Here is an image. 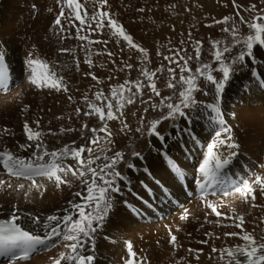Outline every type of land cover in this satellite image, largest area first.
I'll return each mask as SVG.
<instances>
[{
  "label": "bare ground",
  "instance_id": "obj_1",
  "mask_svg": "<svg viewBox=\"0 0 264 264\" xmlns=\"http://www.w3.org/2000/svg\"><path fill=\"white\" fill-rule=\"evenodd\" d=\"M236 1L245 3L247 0ZM178 2L180 4V0H108L104 10L117 19L136 42L149 45L141 35L142 32H161L167 29V25L178 32L180 15L170 8ZM224 5H227V1ZM86 6L91 10V5ZM61 7L62 0H0V47L6 49V60L13 70V80L9 87L0 91V150L11 151L26 159L34 158L32 154L38 150L34 145L26 149L19 147L20 144L32 143L27 141L23 130L24 122L28 121L30 126L43 135H62V143H66L60 145L59 149L65 146L93 147L96 149L95 155L101 156L97 164L103 162L104 155L111 157L116 152L123 153L124 159L116 169L128 179L116 180L121 191L112 194L114 207L103 226L98 227L94 234V250L88 243L84 246L86 254L94 255V264H124L128 257V241L132 242L133 250L138 257L143 258L144 264H224L219 259V253L212 252V247L220 249L243 243L239 237L225 235L241 230L233 225L232 220L224 217L243 214L244 230L254 232L257 238L264 230V195L260 194L259 187L256 188V207L242 200L238 194H231L233 182L239 183L244 179L252 181L257 175L264 177V86H261L264 84V50L261 46H254L255 60L246 56L244 68L232 75L223 93L221 109L226 124L231 129L227 135L232 136V142L238 144L239 148L235 150L238 154L231 165L222 173L224 184L215 186V195L207 197L222 205L218 210L224 216L217 218L200 198V188L196 183L200 178L198 168L205 158L206 145L214 138L215 130H218L211 120L214 113L206 107L213 102L214 92L209 95L207 103L192 109L189 116H177L178 126L173 125L165 131L163 143L155 135H149V131L145 129V119L150 124L154 117L136 113L135 104L129 107L126 104L124 115L120 118L123 123L116 119L107 124L112 141L107 143L103 139L105 132L91 133L92 125L89 126V122L93 121H89L88 116L84 115L91 111L85 96L96 104L97 91L102 90L106 96L107 90V94L112 96V88L119 83L108 86L111 71L113 75L119 73L116 76L125 71L121 69H125L127 58L135 49H130L121 38L117 42V37L112 36L107 29L93 33H98L107 41L106 45L112 56H107L104 51L81 49L80 40L75 38V28L67 20L62 18L65 28L63 33L55 24ZM65 12L67 14V9ZM208 12L212 14L211 11ZM188 19L187 26L194 22V17ZM175 20L177 21L174 22ZM84 33L89 34V31ZM157 36L155 33L151 38L153 44L150 46L153 49L145 48L152 50L148 52V56L154 51L162 53L168 47H164L162 39ZM172 40L170 38L169 42ZM59 43L62 47L73 50L70 52L72 59L69 63L62 55H57L58 49L62 48ZM159 47L162 49L158 50ZM237 50L236 48L234 51ZM89 52L95 53L94 57L91 56V67L84 62ZM116 54L118 57H114ZM29 55L46 59L57 73L61 69L69 92L65 95L64 92L32 86L27 81L29 72L25 66ZM139 57L140 53L137 51L133 56L134 68H143L148 62ZM105 65H110L111 71H105ZM93 67L97 69V80L87 75ZM65 109H70L71 113ZM76 109H80L79 114ZM124 123L128 128L121 131ZM5 128L7 133L3 131ZM137 128L142 130L137 132ZM186 128L191 129L196 137L195 142L192 136L181 132V129ZM94 135L101 137L99 145L90 143ZM78 138L80 141L77 142ZM146 139L149 141V148L140 153L141 159L132 152L141 142L145 143ZM100 146L104 147L103 152ZM165 151L184 170V184L169 170L163 156ZM219 151L226 156L232 149L223 146ZM83 155L86 156L87 153ZM48 159L50 157L46 158ZM61 163L64 166H75L71 157ZM129 164L135 167L129 168ZM144 168L149 170L150 175L143 171ZM35 179L41 185L40 188L33 187L31 181L23 177L11 176L0 164V181H4L0 185V219L9 218L15 212L21 217L18 222L23 227L43 235L47 231L42 227L46 218L54 214H65L64 210L70 207L69 201L82 203L86 192L78 182H74L72 187L62 184L58 188L47 178ZM20 184L24 187H18ZM194 186L196 187L193 188ZM223 188H227L230 195L224 196ZM77 191L83 195L77 197ZM232 209H235V213ZM158 214H161V218ZM185 216L187 218H183ZM27 217L39 218L40 224H31L25 219ZM217 219L220 224L216 223ZM171 235L177 237L176 246L169 242ZM54 241L55 247L38 250L28 260L19 261V264H52V259L58 257L60 251H65L59 238H54ZM189 249L202 250L199 252V259H196L197 253L189 252ZM0 264L17 262L6 260Z\"/></svg>",
  "mask_w": 264,
  "mask_h": 264
},
{
  "label": "snow or ice",
  "instance_id": "obj_2",
  "mask_svg": "<svg viewBox=\"0 0 264 264\" xmlns=\"http://www.w3.org/2000/svg\"><path fill=\"white\" fill-rule=\"evenodd\" d=\"M108 0H62V7L59 15L55 19V24L60 27L61 33L65 31L62 24V18L67 20L72 27L75 28V38L86 41L84 45L87 48L89 45L96 43H107V41H93L89 35L84 34L85 31L98 32L107 29L112 36L117 37L127 43L130 49L138 50L140 53V59L142 61L148 59V51L134 43L130 34H127L124 27L120 22L115 19L110 13L104 10ZM233 6L239 9L241 6L236 4V0H232ZM86 5H91V10ZM67 9V14L65 12ZM254 13L250 20L240 15L239 10L236 12V17L239 18L241 24H245L250 30L246 36H240L239 27L236 25L232 16H225L221 20L215 21L216 24H228L232 21L231 28H224L226 32H230L233 37V46L242 45V50L239 56L236 58L239 61H244L245 57H250L255 60L254 46H261L264 50V11H258L255 4L250 5L244 9ZM139 11H144L139 9ZM78 22V23H77ZM211 27V25H209ZM219 41H213V48L215 49L213 55L215 61L219 64V68L215 71H219L222 74L221 79H217L213 74V66L209 64H203L195 70V74L188 67L189 61L192 57H179V60L183 61L180 64L174 57L165 56L164 59L170 63H176L180 69L179 80L182 90L179 93V102L171 103L170 97H164L160 100L159 104H152L151 107L156 109L158 107H166L168 109L167 115L163 116L160 120H153L150 122L149 135H155L162 143L165 137L156 131L157 126L169 118L185 117L186 113L183 109L193 107L197 103L194 99V92L200 91L197 83V76L203 77L212 85H214V98L213 102L206 105L208 109L214 113L211 117L212 122L217 126L218 130L214 132V138L206 145L205 158L200 163L198 171L200 178L196 180L201 192V199L204 200L206 207L211 210L217 218L224 216V214L218 209L222 206L208 200L209 190H212L217 185H223L224 179H222V173L227 169L233 159L237 156L236 149L239 145L232 142L231 135H227L231 132V129L227 126L224 114L221 109V102L223 93L226 86L231 79L232 68L231 65L225 62L224 54L231 51L229 47H219ZM201 42L197 41L195 46V57L197 60L200 58ZM62 52H71L72 49L63 48ZM109 56L112 53H108ZM178 55V54H177ZM6 49L0 47V86H7L9 79L7 65L5 63ZM84 62L91 67L92 59L91 52H89ZM25 66L29 72L27 81L38 89H49L55 91H68L67 84L64 82V77L58 75L55 68L50 63L41 57L29 55L25 60ZM125 68L131 69V64H125ZM123 70V69H121ZM161 71V69L156 70ZM172 74V80H175V70L173 68L168 69ZM185 72L188 75H185ZM92 79L97 80L94 73H87ZM141 75L147 80V87L155 96H160V92L157 89L156 83L153 77L155 72H150L147 68L141 69ZM127 86V87H126ZM133 86L135 91H133ZM175 84L170 80L168 82L169 88H175ZM261 86H264L262 84ZM145 85L138 78L135 81H125L124 84H117L112 88V97H117L118 94H123L124 91L129 93L127 103H134V97L139 93L142 94L141 89ZM207 95V93H205ZM97 101L107 100L106 111L103 106H97L93 101H89L85 96V101L88 103L91 111L85 112L84 115H97L99 120L104 122L103 127L94 128L91 131L95 134L97 132H105L106 136L103 138L107 143H111V132L108 129L107 121H113L120 119L124 113L121 109L124 107L119 101L114 105L108 97L104 96L103 91H97L95 93ZM71 99V97H69ZM115 107V111H114ZM145 111H148L146 108ZM79 114L80 109H76ZM191 122L190 120L188 121ZM121 123L123 121L121 120ZM39 124V121H36ZM86 128L87 125L85 124ZM128 125L123 124V128L127 129ZM24 133L27 137V141L32 143L20 144L21 149L31 148L33 145L40 152H33L34 158H24L14 155L11 151L0 150V164L3 169L7 171L13 177H23L31 181V185L36 188H40L41 185L37 184L36 177H44L47 180L53 181L56 187H60L62 184H66L72 187L74 182H78L85 188L86 195L77 191L75 195L81 197L83 195V202L76 203L69 201V208L64 210L63 215H50L46 218V221L42 225L44 229H47L43 235L37 234L34 231L26 230L18 221L21 217L13 212L9 218L0 219V257L5 258L7 261H16L19 264L21 260H28V258L36 253L38 250L47 249L49 246L55 247L54 238H59L62 242V247L65 251H60L58 257L52 259V264H94V255L86 254L84 250L85 243L95 248L94 234L97 232L98 227H102L104 221L108 218L110 211L114 207V201L112 194L121 191L119 185L116 183L117 178L120 180H127L126 176H123L117 171L116 166L124 159L123 153L116 152L113 156H103V162L97 164V161L101 160V156L95 155L96 149L93 147L79 148L68 147L60 149L59 151L48 152L42 143L43 133L39 130H35L30 126L28 121L23 125ZM142 129L137 128L136 131L140 132ZM7 133V129L3 130ZM72 131V129H67ZM184 132L192 136L193 142L196 137L193 135L190 128L181 129ZM101 140L100 136L94 135L90 143L93 145H99ZM226 146L232 149L226 156L220 153L219 148ZM101 152L105 149L100 146ZM87 153V155H83ZM133 155L139 157L140 153H133ZM163 156L169 170L175 175L178 180H182L185 177L184 170L167 155V152H163ZM50 159L46 160V158ZM71 157L75 161V166H64L62 160ZM95 165V167H94ZM129 168H134L132 164L128 165ZM143 171L150 175L149 170L144 168ZM4 181H0L2 185ZM143 184V182H141ZM159 183V182H157ZM259 187L260 194L264 195V177L257 175L252 181L247 179L241 180L239 183L233 182L231 194H238L239 197L245 202H250L252 207H256V188ZM11 187V185H8ZM18 187L23 188L24 185L20 184ZM146 187V186H145ZM223 195L228 196L230 192L227 188L222 189ZM215 195V192H212ZM127 203V202H125ZM87 209V211H86ZM235 213V209H232ZM75 213V215H74ZM183 218H187L186 216ZM226 219L232 220L233 225L240 229V232L225 233L227 236L239 237L243 243L235 245L233 247H226L217 249L212 247L213 253H219L220 261L224 264H264V230H262L259 238L254 232H248L244 230L245 216L243 214H237L233 216H226ZM31 224L39 225L40 220L37 217L25 218ZM264 219V218H262ZM217 224H220V220L217 219ZM173 246L177 245V237L171 235L170 241ZM201 243H208V241H201ZM126 249L128 257L125 259L124 264H144L143 258L137 256V253L133 250V244L131 241L126 242ZM202 250L189 249V252H196V259H199V252Z\"/></svg>",
  "mask_w": 264,
  "mask_h": 264
},
{
  "label": "rangeland",
  "instance_id": "obj_3",
  "mask_svg": "<svg viewBox=\"0 0 264 264\" xmlns=\"http://www.w3.org/2000/svg\"><path fill=\"white\" fill-rule=\"evenodd\" d=\"M226 1H227V5H224V3ZM236 4L240 5L241 7L239 9L235 8L233 6L232 0H180V4L178 2L176 5H174V6L172 5L170 8L175 9V12L177 11L180 15L178 17V21L180 22V23H178V25L180 26L177 29L178 32H176L175 29L170 28V26H168V25L166 26L167 29L163 30L161 32L158 30H157L158 32H153V33H151V32H142L141 33L140 32L141 35L144 38H146V43L153 44L152 43L153 39H151V38L153 37V34L156 33V34H158L157 38L162 39L161 44L163 46L164 45L168 46L164 49L165 51L162 53H160V52L156 53L155 51L152 52V54L150 56H148V58L151 57V59H149V60L147 59L148 62H146V64L143 67V68H147V70L150 72L156 73V75L153 77V80L155 81L157 89L160 92V96H155L151 92L150 88L147 87L148 82L141 75V72H140L142 68H140V67H139L140 69L138 67L134 68L133 63H132L133 62V56L138 51V50H134L132 53H130L131 55L129 54V57L127 58V61H126V64L132 65L131 69H128V68L123 69L126 72L122 71L119 76H116V74H119V73H114V75H113L111 68H110V65L109 66L105 65V71H111V77L108 80V82H109L108 86L112 83L124 84L125 81H135L139 78L141 80V82L145 85V87H143L141 89L142 94L138 93L134 97V103H131V104L127 103V98L129 96V93L127 91H124L123 94L117 95V97L114 99V97L107 94V90H106V96L105 97L109 96L108 99L109 100L112 99L111 101L114 105L117 103V101H119L120 104H123L124 108L122 109V111H124V112H125L127 106L128 107L134 106V104H135L137 106V107L136 106L134 107V110L136 111V113H142L143 116L148 115L150 117H154L153 120H160L163 116L167 115L168 109L166 107H163V106L158 107L156 109H153L151 107V105L152 104H159L160 100L164 97H170L171 98V100L166 101V103L171 102V103L175 104V103L179 102V93L182 90L181 84L177 83V81L179 80V75H180L179 67L177 66L176 63H170L169 61L165 60L164 57L165 56L174 57L175 60L179 61L180 64H183V61L179 60V57H181V56H183L185 58L192 57V59L188 63V67L192 70L193 74H195V70L198 67H200L201 65L209 64V65L213 66V69H214L213 74L216 76V78L221 79L222 74L219 71H215V69L219 68V64L214 59L213 53H214L215 49L213 48V41H219L220 42L219 47L221 49H223V47L231 48L230 52L224 54V59H225L226 63L231 65V68H232L231 77H232V75L236 74L239 71V69L241 70L245 66V62H246L245 60L239 61L236 59L239 56L240 52L242 50H244V48L242 45L233 46V37H232L231 33L223 30L224 28H231L232 27V21H230L228 24H216L215 21L221 20L225 16H232L235 20L236 25L239 27L240 36H246L249 34L250 30L247 28V26L245 24L240 23L239 18L236 17V15H235L236 12L239 10L240 15H242L245 18V20H250L252 18V16L254 15V13L244 10V9L248 8L250 5L255 4L257 6L258 11H264V0H247L245 3L242 1L238 3L236 1ZM171 11H172V9H171ZM205 11L207 12V14L204 15ZM208 11H211L212 14L209 13ZM190 17H194V22L192 24L190 23V25L187 26V20H189L188 18H190ZM176 21L177 20H175L174 22H176ZM205 23H206V25H205ZM209 25H211V27H209ZM171 29H172V31H171ZM84 34H86V33H84ZM88 35L90 36V38L93 41H105L99 36L98 33L89 32ZM170 38L171 39L173 38V40L169 42ZM163 40H165V41H163ZM133 41H134V43L138 44L140 47H142L144 49L145 48L153 49L152 45L150 46V44L149 45L143 44V42H140V41L136 42L134 38H133ZM197 41L201 42L199 60H197L195 57V46H196ZM86 43H87L86 41L84 42V41L80 40L79 44L82 47L81 49H83V50L87 49L89 51L91 50L92 52H96L97 50H98L97 52L104 51L107 54V56H108V52L112 53L110 51V49L108 48V46L106 45V43H100V44L93 43V44L89 45L87 48H85L84 44H86ZM125 44H127V43L125 42ZM59 45L61 46L60 43H59ZM63 48H65V47L58 49L57 55L58 54L60 56L62 55V58L66 62L69 63L72 59V57H71L72 53L62 52L61 49H63ZM236 48L238 50L234 51V50H236ZM160 49H162V48L159 47L158 50H160ZM147 51L151 52L152 50L151 51L147 50ZM104 52H103V54H105ZM94 54L95 53H92L91 56L94 57ZM114 57H118V54H116ZM58 66H59V68H61L60 65H58ZM169 68H173L175 70V77H176L175 80H172V74H170L168 71ZM157 69H161V71L157 72L156 71ZM96 70L97 69L93 67L92 68L93 72L91 71V73H94L95 76H96V72H97ZM128 71L130 74L128 73ZM58 75L62 76L61 69L58 71ZM185 75L187 76L188 73L185 72ZM170 80L176 85L175 88H169L168 87V82ZM64 82H65V78H64ZM197 83L199 85L200 91H196L193 94L194 99L196 100L197 103L193 107L183 109L186 113L185 117L189 116L192 109L199 107V105L201 106V105L205 104V102L207 103V101H208L207 99L209 98V95L214 92V85H212L210 82H208L203 77L197 76ZM115 84H113V85H115ZM67 87H68V84H67ZM133 91H135L134 86H133ZM60 92H64V91H60ZM67 92H69V88H68ZM67 92H64V94L66 95ZM205 93H207V95H205ZM107 102H108L107 100L102 99V101L101 100L98 101L97 106H99V105L103 106L105 108V111H106ZM102 103H103V105H102ZM126 104H127V106H126ZM144 105H145V107H144ZM146 108L148 109V111H145ZM89 110H91V109H89ZM65 111H67L69 114L71 113L70 109H68V110L65 109ZM114 111H115V107H114ZM82 118H83V116H82ZM87 118L89 121H93L91 123L89 122V126L92 125V126H90L92 129L99 128L98 126L103 125V123H104V122L99 120V117L97 115H90ZM176 118H169L166 120H162V122L157 126L156 131L159 132L161 135H163L165 133V131L167 129L171 128L173 125L178 126V119H176ZM95 120H98V121L95 122ZM120 120H122V119H120ZM144 123H145V129L147 131H149L150 124H148V121L146 119H145ZM107 124H109V121H107ZM91 133H93V132H91ZM62 137H63L62 135H59V137H57L55 135L52 136L50 133L48 135L45 134L42 137V143L48 152L59 151L60 145H64L66 143V142L62 143ZM79 138L77 139V142L80 141ZM148 142L149 141L147 139L145 140V143H144V141L141 142L139 145L136 146V148L133 149L132 153H137V152L141 153V152L147 150L149 148ZM68 143H70V141ZM40 151L41 150H39V149L36 150V152H40ZM122 173H123V171H122ZM195 187L196 186H194L193 188H195ZM179 199L180 198H178V200Z\"/></svg>",
  "mask_w": 264,
  "mask_h": 264
}]
</instances>
